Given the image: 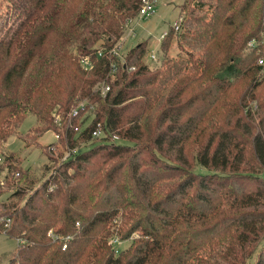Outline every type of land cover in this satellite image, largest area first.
<instances>
[{"label": "trees", "instance_id": "16d2710c", "mask_svg": "<svg viewBox=\"0 0 264 264\" xmlns=\"http://www.w3.org/2000/svg\"><path fill=\"white\" fill-rule=\"evenodd\" d=\"M140 4L0 0V146L31 114V139L52 131L63 152L75 149L31 191L7 157L0 235L18 242L8 264H264V0L185 4L187 58L154 71L142 62L145 43L124 65L110 53ZM102 82L104 97L93 90ZM98 123L105 137L77 147Z\"/></svg>", "mask_w": 264, "mask_h": 264}, {"label": "rangeland", "instance_id": "374dc122", "mask_svg": "<svg viewBox=\"0 0 264 264\" xmlns=\"http://www.w3.org/2000/svg\"><path fill=\"white\" fill-rule=\"evenodd\" d=\"M155 1V14L152 16L141 18L139 16L134 17L127 24V28L123 33L122 38H126L121 42L119 51L121 54H126L130 49L136 47L140 43H145L146 48L142 62L150 71L161 68L162 64L169 59L176 61H184L187 58V51L189 48L179 47L180 34L183 32V21L186 17L185 4L188 10L191 9L196 3L206 0H154ZM200 11H206L208 8L205 6L198 7ZM4 11V8L1 12ZM197 13V12H196ZM199 14V13H198ZM176 25V26H174ZM177 27V28H176ZM174 29L171 40L168 41V47L166 49L161 48V35L163 33H169L170 29ZM129 30L132 31V37H129ZM134 35V36H133ZM131 36V35H130ZM120 42V41H119ZM181 49L184 51L182 52ZM186 52V53H185ZM153 56V58H151ZM256 102L248 100V108L252 109L254 114ZM257 106V105H256ZM93 119V111L84 113L79 119H77L78 130L75 132V137L78 138L82 131L90 125ZM253 119L257 123L259 118L255 114ZM37 125L36 119L33 115L29 114L22 121L19 128L16 130L13 136H11L5 144L0 146V184L4 183L5 175L10 169V164L6 162L7 157L12 160V164L20 171L25 170L27 176L26 184H21L22 188H26L27 191H31L39 187L44 181L48 180L54 173L59 162L63 161L67 152H63L59 142L58 135L50 131L45 133L41 138H32L30 131ZM57 138H56V136ZM98 139H90L86 143H79L77 147L88 148L92 142ZM119 143H126L119 141ZM54 150L49 151V147L54 146ZM58 148L62 151V154L56 151ZM9 167V169H8ZM14 175V174H13ZM20 177L11 176V181H17ZM5 183L0 188L4 189ZM8 196L10 193L4 191V194L0 197L1 203H8ZM16 201V199H13ZM130 242V241H129ZM129 242H122L115 246L118 251H123L129 246ZM18 243L16 240L7 238L4 235H0V264H8L17 250Z\"/></svg>", "mask_w": 264, "mask_h": 264}, {"label": "built area", "instance_id": "2783aa9c", "mask_svg": "<svg viewBox=\"0 0 264 264\" xmlns=\"http://www.w3.org/2000/svg\"><path fill=\"white\" fill-rule=\"evenodd\" d=\"M155 1L154 0H141V4H140V8H139V11H138V16L141 17V18H144V17H148V16H152L155 14ZM176 26V25H174ZM177 28V27H176ZM130 34H132V31H130ZM129 34V35H130ZM167 33H163V35L161 36V38H164L166 36ZM125 38H121L120 42H118L113 48L112 50L110 51V53L112 54L113 57H116L120 64L124 65L125 64V58H126V54H121L120 51H119V46L121 44V42H123ZM254 46V42L252 41L250 44H249V48L250 47H253ZM98 57H101V52L98 53L97 55ZM153 58V56L151 57ZM258 65L259 66H262L264 67V61L263 60H259L258 61ZM109 66H110V71H111V82L114 80V73L116 72L117 70V63L114 61V60H110V63H109ZM82 67L84 70H89L91 68V63L90 61L88 60V58H85L82 60ZM135 70V67L132 66V67H129L128 68V71H134ZM263 73H264V70H263ZM110 83H106V82H102V83H98L95 87H94V91H97L99 93V95L101 97H104L107 95V93L110 91ZM84 107V103L82 102H79L76 106V108L72 109V112H71V117L72 118H77L78 117V111L80 109H83ZM93 111V108L91 107L89 109V111ZM86 113V112H84ZM54 124L57 126V127H60V124H61V121H60V117L58 115H56L54 117ZM78 130L77 127H74L73 128V131L76 132ZM56 136V135H55ZM105 137L104 134H103V131L101 129V125L98 123L96 124V129L94 131H92L91 133V138L92 139H100V138H103ZM57 138V136H56ZM114 139L116 140V137H114ZM74 154L75 153V149L72 150L71 152H67L66 153V156L65 158L69 157L70 155ZM64 158V159H65ZM63 159V160H64ZM48 236L53 240V241H58L57 237L51 232L49 231L48 232ZM69 237H67L66 239H64V244L62 246V249L64 250L66 248V243L68 241Z\"/></svg>", "mask_w": 264, "mask_h": 264}, {"label": "crops", "instance_id": "0c3cea01", "mask_svg": "<svg viewBox=\"0 0 264 264\" xmlns=\"http://www.w3.org/2000/svg\"><path fill=\"white\" fill-rule=\"evenodd\" d=\"M128 31H129V34H130V31H131V30L128 29ZM130 35H131V36H130ZM130 35H129V37H132V34H130ZM133 36H134V35H133ZM161 36H162V35H161ZM126 38H127V37H126ZM126 38H125L123 41H125ZM17 243H18V242H17Z\"/></svg>", "mask_w": 264, "mask_h": 264}]
</instances>
